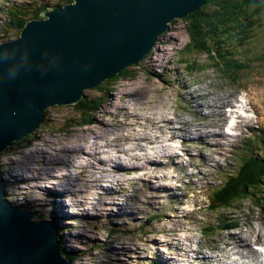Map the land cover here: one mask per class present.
<instances>
[{
  "label": "rangeland",
  "instance_id": "374dc122",
  "mask_svg": "<svg viewBox=\"0 0 264 264\" xmlns=\"http://www.w3.org/2000/svg\"><path fill=\"white\" fill-rule=\"evenodd\" d=\"M60 2L0 0V42L17 37L9 28L5 29L8 7L32 9ZM263 21L251 32L252 38L239 46L238 56L251 62L237 72L223 69L222 73L204 53H182L188 34L186 22L179 19L170 25L143 61L128 67L132 78L101 83L110 91L102 108L94 115V122L74 125L69 134L57 133L67 124L78 121L80 115L74 109L75 104L49 107L37 130L0 155L7 199L34 212L35 220L55 219L61 249L71 254L73 264H148L159 256L176 257L189 248L198 250V258L202 260L204 256H221L226 261L234 258L241 264L242 259L234 254L229 256L225 246L234 242L229 247L237 252L236 235L243 236L247 243L242 244L241 251L246 257L257 243H264L263 203H253L249 197L242 200L234 213L238 219L232 230L204 235L203 227L216 221L212 213L214 206L206 207L210 201V186L235 170L245 154L264 155L261 139L246 142L250 135L260 133V127H264V60H259L264 58ZM185 59L193 62L192 69L185 66ZM241 93L248 94L254 109L248 115L249 128L239 124L229 136L230 140L215 139L219 136L195 138L197 132L207 135L209 131H219L220 125L222 129V117L217 116L214 108L221 105L224 111L227 104L235 102L233 97ZM98 94L96 87L84 91L85 97ZM251 94L257 96L256 102ZM122 106L127 108L129 117L135 118L125 119L124 113L118 111ZM226 113L230 118L229 112ZM101 122L108 127L101 126ZM227 127L226 124L222 131L229 130ZM261 135L264 137V133ZM126 136L129 139L123 140ZM90 137L97 138L93 149V152L98 149L97 156L93 158L87 155L91 151L86 148V139ZM134 137L143 139L131 141ZM80 145H83L80 153L62 151L63 148H80ZM116 146L123 152H113ZM36 149L51 152V155L46 154V160L40 155L41 150L39 154L33 152L35 159L42 158L45 164H35L30 156ZM175 153L179 156H174ZM55 154L66 160L71 157L74 162L55 164V171L45 169L48 157ZM133 154L143 156L142 160L132 159ZM169 154L173 156L168 157ZM80 156L85 166L78 168ZM98 158L105 163L93 167L91 163H97ZM148 158L153 162L151 171L134 168L118 175L106 172L108 164L116 161L129 169ZM40 167L46 173L64 176L44 181L40 178L47 175L43 170L38 173ZM32 175L40 177L26 179ZM114 177H118V181L115 182ZM146 179L151 181L148 183ZM98 184L109 188L108 193L100 190ZM159 186L170 190L164 192ZM65 190L68 191L60 196ZM60 199L63 206L59 204ZM218 227H222L221 224H214V229ZM114 247L119 249L116 251ZM208 260L205 263H213Z\"/></svg>",
  "mask_w": 264,
  "mask_h": 264
},
{
  "label": "water",
  "instance_id": "95a60500",
  "mask_svg": "<svg viewBox=\"0 0 264 264\" xmlns=\"http://www.w3.org/2000/svg\"><path fill=\"white\" fill-rule=\"evenodd\" d=\"M205 0H72L27 20L0 42V155L28 137L53 106L137 65ZM5 197V199H4ZM9 201L0 163V264H72L47 219Z\"/></svg>",
  "mask_w": 264,
  "mask_h": 264
},
{
  "label": "trees",
  "instance_id": "16d2710c",
  "mask_svg": "<svg viewBox=\"0 0 264 264\" xmlns=\"http://www.w3.org/2000/svg\"><path fill=\"white\" fill-rule=\"evenodd\" d=\"M71 1L61 0L55 5H63ZM48 6V3H45L30 9L11 5L6 9L8 20L6 31L9 28L18 35L27 20L40 18ZM262 19L264 20V0H205L200 8L183 19L186 22L188 41L183 46L182 53L187 55L204 53L222 73L223 69L237 72L246 68L251 62L238 56L239 46L252 38L251 32L261 26L259 24ZM184 62L188 69L193 68V62L187 59ZM132 77V72L127 67L108 81ZM96 88L98 95L84 96L74 105V109L80 115L79 120L74 121V124H67L57 133L69 134L74 125L85 126L94 122V115L102 108L110 91V89L106 91L107 88L102 84ZM263 141L264 139H261V142ZM262 196H264V155L259 156L255 152L245 154L235 170L226 173L218 184L210 186V201L206 207L214 206L212 213L216 215V221L203 227L204 235H215L220 231L231 230L237 224L238 218L234 213L240 208V202L249 197L251 202L254 201L253 203L264 204ZM220 216L225 217L222 219ZM52 221L57 226L56 220ZM214 224H221L222 227L214 229ZM65 256L72 262L71 254L65 253Z\"/></svg>",
  "mask_w": 264,
  "mask_h": 264
},
{
  "label": "bare ground",
  "instance_id": "6f19581e",
  "mask_svg": "<svg viewBox=\"0 0 264 264\" xmlns=\"http://www.w3.org/2000/svg\"><path fill=\"white\" fill-rule=\"evenodd\" d=\"M254 98H253V101H255L256 102V100H258V98H257V96L256 95H254V94H251ZM225 97V96H224ZM220 98H221V96H220ZM227 98V97H226ZM251 98V97H250ZM252 99V98H251ZM220 100V99H219ZM225 100H227V99H225ZM229 100V99H228ZM227 100V101H228ZM223 101V100H222ZM226 105V104H225ZM210 107H212V105L210 106ZM232 107H234V105H233V103H230L229 105L227 104V106H225V108H232ZM221 108H222V106L221 105H218L216 108H214V110H218V117H225L226 116V112L225 111H222L221 110ZM224 108V109H225ZM212 109V108H211ZM213 110V109H212ZM118 111H119V113L121 112V113H124L122 116L125 118V119H131V118H135V116L134 117H129V114L126 112L127 111V108H125V107H120V109H118ZM235 112H236V110H235ZM230 114H232V112H230ZM242 118H247V116H243ZM164 121V120H163ZM162 121V122H163ZM220 120H218V123H221V122H219ZM242 121L244 122V120L242 119ZM139 122V121H138ZM171 122V121H170ZM100 122L98 121V123L97 124H99ZM245 123V122H244ZM170 124V123H169ZM101 126H103V127H105V126H107L108 127V124H106L105 122H101V124H100ZM210 128L212 127V125H210V124H207ZM245 125L247 126V123H245ZM247 127H249V126H247ZM196 129V128H195ZM228 129L230 130V127H228ZM201 131V130H200ZM146 133V132H145ZM227 134H228V132H223V133H221V132H219V131H214L213 133H211V131H209V133L207 134V135H202V133H200V132H197V134H196V136H195V138H200V139H206V138H210V136H212V137H216V136H219V138H215V139H217V140H229V136H227ZM147 138V135L146 136H144V139H146ZM85 139V138H84ZM114 139L115 140H119V138L117 137V138H115L114 137ZM120 139H122V138H120ZM128 140L129 138L126 136L125 138H123V140ZM135 139H137V140H141V139H143V138H138V137H134V138H131L130 140L132 141V140H135ZM96 140H97V138L95 139L94 137H90V138H88V139H86V142L88 143V145L86 146V148H89L90 149V151H88V150H86V151H88V152H90V153H88L87 155L89 156V158H93L94 156H97V150H96V152H93V149H95V147H94V145H96ZM114 141V140H113ZM116 142V141H115ZM147 142H151V140H148ZM111 143V142H110ZM109 143V144H110ZM85 144V143H84ZM107 144V143H106ZM115 144V143H114ZM175 144V143H174ZM116 145H117V143H116ZM83 146V145H82ZM81 145H80V148H78L77 146H75L72 150H69V148L68 149H62V151H63V153H67V152H69V151H71V152H74V153H80V151L82 150V147ZM115 146V145H114ZM176 146V145H175ZM179 146V145H178ZM105 147H107V146H105ZM174 147V146H173ZM108 149V148H107ZM180 149V148H179ZM37 150V151H36ZM35 151H32V152H30L29 154H30V156L31 157H33L34 158V161H35V164H37L38 165V163L37 162H42V163H46V162H43V159L44 160H46L47 158V156H46V154H49V155H51V152H48V151H42L41 149H36ZM39 150H41L40 151V155L42 154V156H43V159L41 158L40 160L39 159H35V156L33 155V152L35 153V154H39L38 152H39ZM57 150V149H56ZM112 151L114 152V151H122L123 152V149L121 150L118 146H116V147H114V148H112ZM105 152V151H104ZM83 153V152H82ZM101 153V152H100ZM126 153V152H125ZM84 154L85 153H83V154H81L82 156H84ZM70 156V155H69ZM79 156V155H78ZM82 156H80V157H78L77 159H78V163L76 164L77 166H78V168L79 167H84L85 165H83V163L80 161L81 160V158H82ZM173 156V154H169L168 155V157H172ZM174 156H179V154H177V153H175L174 154ZM131 158L132 159H135V160H137V161H140V160H142V158H143V156H138L137 154H133L132 156H131ZM95 159V158H94ZM74 162V159L73 158H68L67 160L66 159H64V158H62V157H57L56 156V154H55V157H53V156H50V157H48V166L45 168V169H51L52 171H55L54 169H53V165H55V164H64L65 162ZM109 161V160H108ZM114 161V160H113ZM112 162V161H111ZM101 163H105L104 161H102V160H100L99 158H98V160H97V163H94L93 164V162L91 163V165H93V167L94 166H96V164H101ZM108 163V162H107ZM152 160L150 159V158H148L146 161H144L143 160V162L141 161L140 162V164H138V165H136V166H129L130 168L128 169L127 168V166L126 165H123L121 162H114L113 164H108L109 165V168L106 170V172H108V173H111V174H114V175H118V174H122V173H128V170H131V169H134V168H136V169H138L139 171H151V169L153 168V165H152ZM66 164V163H65ZM73 164V163H72ZM103 165V164H102ZM71 166V165H70ZM73 166H75V164H73ZM42 167H43V164H42ZM42 167H40V168H38L37 170H38V173L40 174L41 173V171L43 170L44 172H45V170H44V168H42ZM34 169V168H33ZM29 170V169H28ZM36 171V170H35ZM46 173V172H45ZM38 174V175H39ZM46 175L47 176H45V177H42V178H40V179H42V180H50L51 179V177H54V179L56 180V179H61L62 178V176H64V174H61V175H58V174H49L48 172L46 173ZM43 176V175H42ZM40 176H38V177H35L34 175H32V177H30V178H26V179H30V180H35V178H37V180H38V178H39ZM149 177V176H148ZM118 177H114V181L116 182V181H118ZM143 179V178H142ZM152 179V178H151ZM52 180V179H51ZM101 179H96L95 181H100ZM153 180V179H152ZM54 181V180H53ZM146 182H148L149 183V181H151L150 179H146L145 180ZM121 182V181H120ZM119 182V183H120ZM144 182V181H143ZM30 187V186H29ZM33 187L34 186H32V187H30V188H32L33 189ZM100 190H102V191H105V190H107L106 192H104L105 194H107L108 193V190H109V188H106V187H102L100 184H98V186H97ZM160 188L162 187V186H159ZM166 187H168V186H166ZM37 188V187H36ZM50 189V188H49ZM161 189H163V191L164 192H167V191H169L170 189H167V188H161ZM34 191V190H33ZM68 190H65V191H63V192H61L60 193V196H63L66 192H67ZM53 197H55L54 196V194H53ZM28 204H30V201H28ZM59 204H60V206H63V204L64 203H62V201H61V199H60V202H59ZM110 204V203H109ZM44 204H42V206H43ZM63 208V207H62ZM58 217H60V216H58ZM65 220V219H64ZM64 223V222H63ZM67 224V223H66ZM262 224L264 225V221L262 222ZM248 235V234H247ZM103 242H105V241H103ZM235 242H237V244H236V249H237V252H234L232 249H231V247H229V246H233V243H228L226 246H225V248L228 250L227 251V254L230 256V255H232V254H234V255H238V257L240 258V259H242V261H241V264H255V262H256V260H257V258H258V256L259 255H261V249L260 250H252V251H249V254L245 257L244 255H243V253H242V251H241V248H242V244L243 243H247L246 242V239L243 237V236H240L239 237V235H236V239H235ZM246 245V244H245ZM114 249L117 251V249H119V248H115L114 247ZM185 249V248H184ZM187 249V248H186ZM262 249L264 250V246L262 245ZM183 250V249H182ZM188 253H189V255H190V257L193 259V260H195V261H198L199 260V258H198V254H199V251L198 250H196V249H193V248H189V249H187L186 250ZM123 254V253H122ZM236 257V256H235ZM247 257H250V260L248 259L247 260ZM204 260H207V259H210L209 257H206V256H204V258H203ZM246 259V260H245ZM159 260V263L158 264H167V263H170L169 262V260H167V259H161V258H159L158 259ZM201 260V259H200ZM215 261H216V264H238V262H236V260L234 259V258H230L229 257V261H226L225 260V258H223V257H221V256H216V258H215ZM257 262H258V260H257Z\"/></svg>",
  "mask_w": 264,
  "mask_h": 264
},
{
  "label": "clouds",
  "instance_id": "9594fccd",
  "mask_svg": "<svg viewBox=\"0 0 264 264\" xmlns=\"http://www.w3.org/2000/svg\"><path fill=\"white\" fill-rule=\"evenodd\" d=\"M174 21H176V20H174ZM57 230H58V228H57ZM59 240H60V237H59ZM64 256H65V253H64ZM66 257V256H65ZM67 258V257H66ZM71 262V261H70ZM72 263V262H71ZM73 264V263H72Z\"/></svg>",
  "mask_w": 264,
  "mask_h": 264
}]
</instances>
